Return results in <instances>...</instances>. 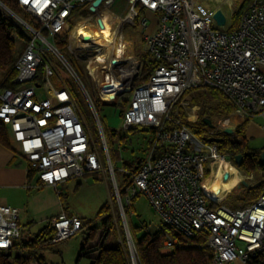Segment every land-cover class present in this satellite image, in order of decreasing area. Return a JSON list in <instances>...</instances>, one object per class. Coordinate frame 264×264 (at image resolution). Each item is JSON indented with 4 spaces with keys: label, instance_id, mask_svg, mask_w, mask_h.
I'll return each instance as SVG.
<instances>
[{
    "label": "built area",
    "instance_id": "1",
    "mask_svg": "<svg viewBox=\"0 0 264 264\" xmlns=\"http://www.w3.org/2000/svg\"><path fill=\"white\" fill-rule=\"evenodd\" d=\"M16 1L33 23L4 8L21 26L27 41L13 66L16 86L0 87V121L40 183L57 187L104 171L110 175L121 215L123 205L144 195L163 225L174 233L187 239L206 236L204 246L211 251L210 264H248L264 256V191L256 200L238 207L219 206L235 186L220 201L208 196L204 184L215 178L214 171L221 163L238 167L234 154H222L216 143H207L194 135L200 107L189 98L190 92L204 93L214 88L234 105L230 117L250 121L260 118L264 133V0H253L232 30V0H216L211 7H204L200 0H126L127 13L117 25L109 27L107 36L103 33L101 13L110 11L115 0H101L93 11L90 8L95 0ZM218 9L225 16L223 26L213 19ZM146 12L156 17L153 33L146 32ZM125 26L142 35L156 62L149 77L139 84L136 82L140 60L125 54ZM78 27L94 28L89 38L80 40L79 47L74 46L77 37L72 38ZM97 28L107 49L94 50L85 63L97 100L107 104L100 98V90L116 91L115 99L108 105L127 101L122 128L141 126L152 131L150 149L138 171L122 169L130 177L122 197L94 101L54 42L70 35L74 50L86 51L82 44L99 39L95 36ZM50 57L87 99L101 130L108 159L106 168L70 90L63 83L55 84L61 76ZM90 67H96L98 80ZM215 124V128L204 130L206 138L219 137L228 128L222 120ZM157 149H163L162 154L155 156ZM226 173L229 178L224 167L222 181ZM83 225L75 215L61 213L53 217L50 227L54 235L49 243L74 236ZM20 232V209L0 205V250L10 249ZM177 242L175 236L164 232L160 252L169 253ZM129 247L132 264H137L135 252L130 244Z\"/></svg>",
    "mask_w": 264,
    "mask_h": 264
},
{
    "label": "rangeland",
    "instance_id": "2",
    "mask_svg": "<svg viewBox=\"0 0 264 264\" xmlns=\"http://www.w3.org/2000/svg\"><path fill=\"white\" fill-rule=\"evenodd\" d=\"M205 0H200L199 2L202 3ZM253 0H247L246 6H248ZM216 0H210L209 5L207 7H211L215 4ZM245 0H232V9L238 10L242 4H244ZM226 16L229 18V11L226 6L222 7ZM111 12L115 13L116 15L120 16L121 18L127 13V2L126 0H115L113 3L112 8L110 9ZM103 12V11H102ZM228 12V13H227ZM102 14V13H101ZM107 15V16H106ZM105 16L111 21L110 27L117 25L118 20L115 21L114 17L111 14H106ZM97 18V17H96ZM95 18V20H96ZM28 19V18H27ZM24 20V19H23ZM113 21V22H112ZM101 27V24H99ZM94 28H89L86 30L89 34H93ZM98 33L101 34V30L99 28ZM124 35L126 39V55H130L136 57V59L141 60L142 54L148 51L145 41L142 39V35L133 30L130 26L124 27ZM67 44L65 46L64 51H60V53L65 57V59L71 64V66L75 69L76 73L78 74L79 78L83 82L87 92L92 97L96 109L98 111V115L100 117V123L102 126L105 143L108 148V155L110 161L113 164L114 168V176L118 186H122V178H123V162H134L136 159H145L146 155L148 154L150 141L152 139L151 132L144 128V127H133L130 130H126L122 128V113L124 108L122 103L115 104V105H108L113 102L115 97H107L102 98L103 103L101 104L97 100V92L93 89L92 81L88 76L85 70V63L87 62L88 57L93 54V50H86L82 51L81 49H75L72 45V41L70 35L67 37ZM141 41L140 47L138 46L137 42ZM86 49V44L83 45ZM142 46H145L142 47ZM90 55V56H88ZM77 56V58L75 57ZM50 61L54 64L58 74L61 76L59 80L55 81L56 85H61V83L65 84L67 89L70 90L77 107L82 113L83 120L87 125L90 135L94 140L95 145L98 148L99 154L102 158L103 167L106 168L108 166V159L106 152L103 148V141L101 136V130L97 125V122L93 116L92 110L88 104L87 99L80 93L76 84L73 82L71 78H69L65 73L64 70L61 68L60 64L54 60L53 57H50ZM6 72L0 71V81L5 78ZM200 92H190L189 97H196L200 95ZM125 101H123L124 104ZM192 103V102H191ZM193 104V103H192ZM199 105V104H198ZM200 107V106H199ZM200 110V109H199ZM198 110V111H199ZM199 114V113H198ZM223 120V119H217ZM260 119L253 118L250 123L257 124ZM234 121L231 123H226V125L231 124L232 126ZM228 128H232L234 130V126ZM236 128V127H235ZM248 132L250 136H252V130L248 127ZM10 135V134H9ZM17 148L18 144L12 142ZM248 146L251 149H260L264 147V137L253 135L248 140ZM25 162V161H24ZM243 173L244 180L248 182L249 185H257L260 182H264V175H261V172H254L251 174H246V172L241 171ZM250 179H247L246 177ZM59 190L63 194L62 196V204L67 210V212L78 216L83 221L82 229L75 234L61 242L56 244H51L49 250L37 252L38 256H43L45 259L46 264H90L91 257L93 256H80V246L83 242L86 234H87V222H91V225L98 227L94 231L93 239L88 243L89 247H95L100 239L102 234L101 230V223L95 219V215L100 209V207L108 202L111 205V214L118 219L120 226L124 232L123 228V217L125 223L128 227L133 228H140L141 232L138 234L140 236L144 231L153 233L157 232L161 229L163 223L158 215V213L154 210L152 205L148 202L147 198L140 194L138 197L132 199L131 207L128 210L127 215L121 216V211L119 209L114 188L112 185V181H110V175L107 172H99L92 174H87L84 177H80L79 179H72L67 184L60 185ZM55 194L59 196V191H55ZM227 207L233 206H242L244 204L243 198L238 196L234 191L230 194L219 206L221 205ZM23 218L21 217L20 222H22ZM116 221V219L114 220ZM116 227L114 231H110V234L104 240V245L106 247L114 246L118 239L119 227L115 223ZM34 226V225H33ZM146 227V228H145ZM40 228V225L34 227L32 231L37 232ZM31 230V229H30ZM129 230V229H128ZM32 236V234H30ZM125 236V233H124ZM23 240H28V235L21 234ZM128 243L133 248V242L131 238V234L129 232ZM126 240V237H125ZM127 243V242H126ZM134 251V248H133ZM15 254L23 255L25 258L29 259L31 262L30 264H36L35 262V255L30 251H24L18 249L17 252H13ZM96 254V253H95ZM130 263L132 264L131 256H130ZM229 264H240L239 262L229 263Z\"/></svg>",
    "mask_w": 264,
    "mask_h": 264
},
{
    "label": "trees",
    "instance_id": "3",
    "mask_svg": "<svg viewBox=\"0 0 264 264\" xmlns=\"http://www.w3.org/2000/svg\"><path fill=\"white\" fill-rule=\"evenodd\" d=\"M246 2L247 0H245L244 4H242L238 10L233 11L230 19V30L237 27L241 15L248 7H245ZM0 4L28 23H33V20L30 19L29 16L22 10L16 0H0ZM1 5L0 71H5L6 76L0 81V87L14 88L16 84L13 82L15 76L13 66L17 57L22 52L27 38L21 26ZM67 39L68 38L66 36L55 39L54 42L59 51H64ZM142 56L143 57L140 60L139 66V76L136 82L138 84L145 81L149 77L156 65L155 60L151 57L148 51L142 54ZM189 98L192 103L199 104L200 106L198 119L194 125L195 127L193 129V133L199 139L209 143L207 138L204 136V130L208 127L202 122V119L204 117H208L213 123H216L217 119L229 117L234 111V105L222 92L214 88H210L207 92L201 93L196 97ZM122 105L125 108L127 106V101L125 100L124 104L122 102ZM249 121V119H246L242 124L236 126L231 135L221 133L220 136L223 139L220 143H217L218 150L222 154H241L243 156V160L238 169L246 172V174L264 172V166L259 163V156L260 153L264 151V147L260 149H251L248 146V139L245 131ZM149 131L152 132L151 130ZM9 134L10 133L7 127L0 121L1 144L8 145L10 139ZM160 150L163 149H157L155 151V156L162 154ZM143 162L144 159H136L134 162H123L122 169L136 173ZM27 172L28 176H30L33 171L27 167ZM129 182L130 177L123 174L122 186H118V192L121 197L124 195ZM262 191H264V182H260L257 185H252L250 187L241 186L236 194L241 196L244 204H246L256 200ZM59 195H62L61 191ZM131 204L132 200L129 204L123 205L125 216L127 215ZM95 219L101 223L102 234L100 239L95 247L88 246V243L94 237V231L98 229V227L91 225V222H87V234L80 246V256L88 257L93 256L94 254V257H91L90 264H131L124 232L118 219L111 214L110 203L106 202L100 207L95 215ZM115 219L116 221H114ZM115 223L119 227V241H117L116 238L114 246L106 247L104 245V240L110 234V231H114V228L116 227ZM128 229L131 234L137 264H210L212 254L211 251L204 246V242L206 240V236L204 234L187 239L180 234L174 233L171 228L165 225H162L161 229L157 232L150 233L144 231V233L140 236H138V234L141 232L142 227L132 229L128 224ZM164 232H168L178 239L177 245L167 254H162L160 252V246L164 240ZM53 235L54 230L50 227V223L33 233L32 236L28 237V240H23L20 235L10 249L0 250V264H30L31 261L23 255L13 253L17 252L18 249L34 253L36 264H46L44 257L38 256L37 252L50 249L49 247L51 244L49 245V241ZM248 264H264V256H260L258 259L248 262Z\"/></svg>",
    "mask_w": 264,
    "mask_h": 264
},
{
    "label": "crops",
    "instance_id": "4",
    "mask_svg": "<svg viewBox=\"0 0 264 264\" xmlns=\"http://www.w3.org/2000/svg\"><path fill=\"white\" fill-rule=\"evenodd\" d=\"M106 14H111L114 17V14L111 12ZM145 14L149 18V25L146 32L153 33L156 30V17L151 12H146ZM137 44L140 47L141 41H138ZM145 46H147V44ZM145 46L142 47L145 48ZM127 56H131V54ZM236 117L237 121L233 123L234 128L245 121L242 117ZM234 118L235 116H229L222 121L225 122L226 120ZM261 123V119L257 124L250 123L249 121L245 131L248 140L253 135L264 137V133H262L260 128ZM230 125L231 124L226 126L228 127ZM233 126L231 125V127ZM248 127L252 130V136H250L248 132ZM12 142L13 141L9 139L8 145L0 143V205L19 208L20 219L21 217L23 218L22 222H20V235L26 234L31 236L30 234L35 233L32 229L37 225H40L38 229L40 230L46 224L50 223L53 217L61 213L68 216L73 215L67 212L62 204L63 194L61 196L55 194V191L59 190L60 185L67 184L70 180L57 185V187H53L41 184L38 176L34 172L28 176L27 164L21 158L18 152L19 148ZM212 182L213 179L211 184Z\"/></svg>",
    "mask_w": 264,
    "mask_h": 264
},
{
    "label": "bare ground",
    "instance_id": "5",
    "mask_svg": "<svg viewBox=\"0 0 264 264\" xmlns=\"http://www.w3.org/2000/svg\"><path fill=\"white\" fill-rule=\"evenodd\" d=\"M209 1L210 0H205L201 4L204 7H207L209 5ZM108 12H110V11H103L102 14H101L102 23H103V26L105 28L103 30V33L106 36L110 32V28L109 27H110L111 21L106 16H103V15H105ZM111 13H113V12H111ZM113 14H114V17H115L114 19L116 21L117 20H121V15L118 16L115 13H113ZM84 36L89 38L90 35H89V33L86 30H84L81 27H78L72 33V38L73 39H75V37H77V40L76 41L74 40V46L78 45V47H79L80 46V40L83 39ZM95 36H97L99 39L92 40V41H90L88 43H83L82 45L86 44V46H88V47H86V49L88 48V49L93 50V51L94 50L101 51L102 49L106 50L107 49V45H105V44H103L101 42V38H100L101 35H99V33L96 30H95ZM93 62L97 63L98 60L97 61L93 60ZM94 69H96V67H92L91 68V74L95 77L96 80H98L100 77H98L96 75V70H94ZM118 86L119 85H117V87ZM115 93H116V91H114V90H109V91H106L105 89L103 91L100 90V97H102V98L115 97ZM232 121L236 122L237 121V117L235 116L234 119L226 120L224 122V124L231 123ZM224 167L230 173V177L227 180L222 181L221 180V175H222V169ZM214 174H215V178L213 179L212 184H211L212 178L207 179L206 183L204 184V191L208 194V196L210 198H212L215 201L222 200L224 198L225 194L227 192H229L234 186H236L238 184V182L240 180H242V178H243V173L240 172V170H238L237 168L233 167L232 165L224 163V162L219 165V167L214 171Z\"/></svg>",
    "mask_w": 264,
    "mask_h": 264
},
{
    "label": "water",
    "instance_id": "6",
    "mask_svg": "<svg viewBox=\"0 0 264 264\" xmlns=\"http://www.w3.org/2000/svg\"><path fill=\"white\" fill-rule=\"evenodd\" d=\"M100 1H101V0H95V1L92 3V5H91L90 10L93 11L94 8L100 3ZM0 5H1V4H0ZM1 6H2L3 8L6 9L5 6H3V5H1ZM213 19L215 20V22H216V24H217L218 26H223V25L225 24V16H224L223 12H222L220 9L216 10V11L213 13ZM84 39H87V37L84 36ZM112 62H113V63H116V61H112ZM202 122H203L207 127H209V128H215V127H216V124L213 123V122L211 121V119L208 118V117H204V118L202 119ZM223 133H225V134H229V135H230V134L233 133V129H232V128H224V129H223ZM207 141H208L209 143H216V144H217V143H220V142L222 141V139L219 138V137H209V138H207ZM242 160H243V156H242L241 154H236V155L234 156V163H235V165H236L237 167H240V166H241V164H242ZM259 163H260L262 166H264V151H262V152L260 153V156H259ZM223 179H224V180H227V179H228V174H227V173L224 175ZM241 186H244V187H250L251 185H249L248 182H247L246 180L242 179V180H240L239 183L235 186L234 192L236 193V192L239 190V188H240ZM121 216H122V215H121ZM122 217H123V216H122ZM122 220H123L122 222H123V228H124V233H125V237H126V242H127L128 250H129V253H130V247H129L128 237H127V236L129 235V230H128V227H127V225H126V223H125L124 217H123Z\"/></svg>",
    "mask_w": 264,
    "mask_h": 264
},
{
    "label": "flooded vegetation",
    "instance_id": "7",
    "mask_svg": "<svg viewBox=\"0 0 264 264\" xmlns=\"http://www.w3.org/2000/svg\"><path fill=\"white\" fill-rule=\"evenodd\" d=\"M231 135V134H230ZM219 138L223 139L221 136H219Z\"/></svg>",
    "mask_w": 264,
    "mask_h": 264
}]
</instances>
